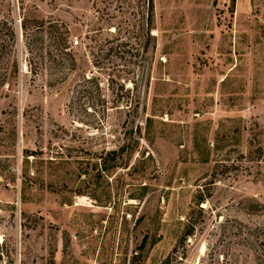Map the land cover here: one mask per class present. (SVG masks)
Returning <instances> with one entry per match:
<instances>
[{
	"label": "rangeland",
	"instance_id": "374dc122",
	"mask_svg": "<svg viewBox=\"0 0 264 264\" xmlns=\"http://www.w3.org/2000/svg\"><path fill=\"white\" fill-rule=\"evenodd\" d=\"M0 264H264V0H0Z\"/></svg>",
	"mask_w": 264,
	"mask_h": 264
},
{
	"label": "trees",
	"instance_id": "16d2710c",
	"mask_svg": "<svg viewBox=\"0 0 264 264\" xmlns=\"http://www.w3.org/2000/svg\"><path fill=\"white\" fill-rule=\"evenodd\" d=\"M203 199L197 202V206L199 207L200 204L203 203ZM203 209H201V212ZM197 231V227L194 223L188 222L186 225L185 232L183 234V237L181 238V243H185L189 238L195 236V233Z\"/></svg>",
	"mask_w": 264,
	"mask_h": 264
},
{
	"label": "built area",
	"instance_id": "2783aa9c",
	"mask_svg": "<svg viewBox=\"0 0 264 264\" xmlns=\"http://www.w3.org/2000/svg\"><path fill=\"white\" fill-rule=\"evenodd\" d=\"M72 47H78L80 45L79 38H75L72 42Z\"/></svg>",
	"mask_w": 264,
	"mask_h": 264
},
{
	"label": "bare ground",
	"instance_id": "6f19581e",
	"mask_svg": "<svg viewBox=\"0 0 264 264\" xmlns=\"http://www.w3.org/2000/svg\"><path fill=\"white\" fill-rule=\"evenodd\" d=\"M81 202V201H80ZM88 204V203H87ZM203 252H204V249H203Z\"/></svg>",
	"mask_w": 264,
	"mask_h": 264
}]
</instances>
